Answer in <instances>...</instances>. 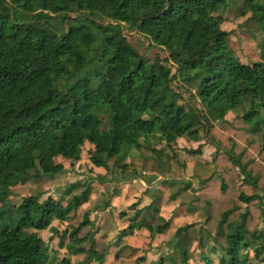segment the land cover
Segmentation results:
<instances>
[{"label": "trees", "instance_id": "16d2710c", "mask_svg": "<svg viewBox=\"0 0 264 264\" xmlns=\"http://www.w3.org/2000/svg\"><path fill=\"white\" fill-rule=\"evenodd\" d=\"M235 3L264 33V0H0V264H52L36 232L55 234L52 221H65L89 194L14 204L12 187L61 172L55 159L77 162L85 144L91 162L106 167L131 149L157 157L151 144L196 141L200 130L214 147L213 177L191 202L202 203L203 220L175 229L179 262L188 263L194 243L200 264H264V35L259 59L241 61L221 28ZM132 33L163 56L139 52ZM238 179L251 194L235 188ZM137 215L121 235L165 228ZM84 225L68 233L78 247L67 248L85 242V264H102L92 235L76 237ZM208 243L216 261L202 252Z\"/></svg>", "mask_w": 264, "mask_h": 264}, {"label": "rangeland", "instance_id": "374dc122", "mask_svg": "<svg viewBox=\"0 0 264 264\" xmlns=\"http://www.w3.org/2000/svg\"><path fill=\"white\" fill-rule=\"evenodd\" d=\"M240 13V3L232 4L222 13L224 21L221 28L229 32L227 42L241 61L258 60V44L264 33L246 21L247 14L243 16ZM128 40L148 58L155 54L163 56L157 47L136 33L129 34ZM178 90L181 101L188 100V94ZM234 115L235 112L230 111L225 119ZM226 133L217 128L213 130V135L223 140ZM199 134L196 141L178 138L171 147L159 142L151 144L161 150L157 157L144 147L139 151L131 149L116 163L114 159L107 161L106 167L95 166L91 162L92 147L85 144L77 162L56 158L55 162L63 168L61 172L12 187L9 201L15 204L23 196L34 195L39 202L49 196L64 204L68 198L88 188L87 200L70 212L65 221H52L55 234L47 229L36 232L43 240L47 254L54 257L52 264H64L65 261L68 264H85V242L73 253L67 248L69 244L71 248L78 247L71 244L68 233L84 218L88 225L82 226L76 237L92 235L96 250L104 252L102 264H158L159 259L162 264H180L178 253L172 247L176 240L175 229L203 220L202 203L199 206L191 202L203 181L213 177L214 147L201 130ZM73 185L76 186L65 194V189ZM235 188L246 195L252 193V189L240 184L239 179ZM136 212V220L140 218L141 222L152 226L165 223V228L160 233H149L139 227L132 233L121 235V230ZM253 222L260 227L257 218ZM209 246L208 243L202 252L216 261L217 255L209 254ZM191 250L187 264H200V249L193 243ZM89 264L97 263L91 261Z\"/></svg>", "mask_w": 264, "mask_h": 264}]
</instances>
